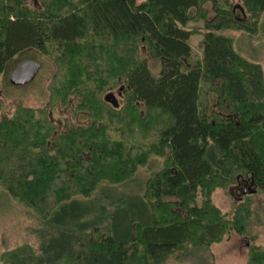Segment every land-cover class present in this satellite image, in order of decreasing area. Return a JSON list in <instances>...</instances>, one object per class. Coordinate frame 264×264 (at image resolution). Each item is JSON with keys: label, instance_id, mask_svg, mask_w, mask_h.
<instances>
[{"label": "trees", "instance_id": "obj_1", "mask_svg": "<svg viewBox=\"0 0 264 264\" xmlns=\"http://www.w3.org/2000/svg\"><path fill=\"white\" fill-rule=\"evenodd\" d=\"M37 1L0 0V75L28 49L54 65L43 107L18 100L0 117V188L33 218L38 241L2 251L0 264H214L212 245L247 235L249 199L264 193L263 67L225 33L256 34L264 0ZM194 20L202 58L188 64ZM142 49L161 60L157 75ZM74 96L89 120L58 129L50 108ZM151 156L163 162L127 236L107 221L61 223L76 198L132 181ZM239 173L256 192L223 213L211 194ZM247 254L264 264V248Z\"/></svg>", "mask_w": 264, "mask_h": 264}, {"label": "rangeland", "instance_id": "obj_2", "mask_svg": "<svg viewBox=\"0 0 264 264\" xmlns=\"http://www.w3.org/2000/svg\"><path fill=\"white\" fill-rule=\"evenodd\" d=\"M28 1L32 7L37 6L39 2L37 0ZM231 1L234 4L239 3L238 0ZM202 26V20L190 21L186 26L195 30L189 38L191 54L187 60L188 64L202 58L200 43ZM225 33L234 36L233 46L235 50L249 59L260 62L264 75V12L259 17L258 32L256 34L251 36L243 31H226ZM140 55L147 59L152 74L157 75L160 70L161 60L149 58L144 49H142ZM28 60L37 62L39 67L37 69H34V66L29 67V69L33 70L27 69L26 82L15 85L13 83L14 71L11 72L12 69L6 70V68L14 62L18 66ZM53 70L54 65L34 49L22 51L10 59L0 75V98L2 102L0 117L11 114L18 100L34 109L43 107L48 99L47 84ZM114 96H117V94L115 93ZM75 103L76 98L74 96L70 98L67 106L55 104L50 108L49 114L53 117L52 120L55 124L58 125V129L66 128L76 123L88 122L89 117L83 112H79ZM163 158L151 156L149 165L138 168L134 179L130 182L122 185L102 183L95 195L91 197V201L76 198L74 203L72 202L66 207L64 212L66 216L60 218L61 223L70 226L79 223L90 224L91 222L107 221V223L113 225L114 234L119 237L127 236L131 222L140 220L146 214L144 184L147 178L161 167ZM253 189L255 188L250 182V178L239 173L235 183L225 189L216 188L211 194V199L221 212L229 214L237 204L238 199L243 197H240L241 192L245 190L246 193H249ZM117 200H120L117 207L111 205L112 201L115 202ZM248 203L250 210L252 208L248 234L239 235L232 233L229 239H223L213 244L214 264H246L247 248L251 243L264 248V193L259 191L256 196L249 199ZM82 215L83 217L79 219L78 217ZM36 228L35 221L27 214L26 210L12 199L5 190L0 188V253L27 242L37 247ZM248 235L252 236L251 240ZM166 264L179 263L167 261Z\"/></svg>", "mask_w": 264, "mask_h": 264}, {"label": "water", "instance_id": "obj_3", "mask_svg": "<svg viewBox=\"0 0 264 264\" xmlns=\"http://www.w3.org/2000/svg\"><path fill=\"white\" fill-rule=\"evenodd\" d=\"M32 62H30V61H26L25 63H21V64H19L17 67H16V69L14 70V72H13V82H15V83H20V84H22V83H25L26 82V79H25V77L27 76V74H26V71H27V69L29 68V67H32V66H34L35 68L34 69H37L38 67H39V65L38 64H35V63H32ZM28 70H33V69H28ZM250 192H255V189H253V190H250ZM246 193V191L245 190H243L242 192H241V194H240V197H242L244 194ZM246 243H248L247 241H246Z\"/></svg>", "mask_w": 264, "mask_h": 264}, {"label": "crops", "instance_id": "obj_4", "mask_svg": "<svg viewBox=\"0 0 264 264\" xmlns=\"http://www.w3.org/2000/svg\"><path fill=\"white\" fill-rule=\"evenodd\" d=\"M28 61H30V62H32V63H35V64H38V63L35 62V61H31V60H28ZM32 63H31V64H32ZM38 65H39V64H38ZM16 67H17V66H15V67L12 69V72L16 69ZM13 83H15V82H13ZM17 84L20 85V83H15V85H17Z\"/></svg>", "mask_w": 264, "mask_h": 264}, {"label": "flooded vegetation", "instance_id": "obj_5", "mask_svg": "<svg viewBox=\"0 0 264 264\" xmlns=\"http://www.w3.org/2000/svg\"><path fill=\"white\" fill-rule=\"evenodd\" d=\"M238 5L236 4V7H237ZM29 69V68H28ZM12 72V71H11Z\"/></svg>", "mask_w": 264, "mask_h": 264}]
</instances>
